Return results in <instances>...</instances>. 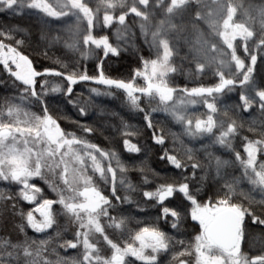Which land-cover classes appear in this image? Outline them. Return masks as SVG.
<instances>
[{
  "label": "snow or ice",
  "instance_id": "snow-or-ice-1",
  "mask_svg": "<svg viewBox=\"0 0 264 264\" xmlns=\"http://www.w3.org/2000/svg\"><path fill=\"white\" fill-rule=\"evenodd\" d=\"M0 12L34 15L45 48L61 39L48 40L46 30L63 25L71 41L64 44L68 52L82 60L95 55L91 70L67 53L71 65L61 58L45 65L39 60L51 59L45 48L36 46L34 56L21 50L29 40L26 29H0V71L7 74L0 86L13 93L0 95V182L7 185L0 188V204L21 221L5 220L2 227L24 237L16 242L0 238V264H264V0H96L94 7L90 0H0ZM135 21L155 58L141 57V67L130 69L126 78L113 76L109 61L127 50L121 41L135 35ZM200 24L207 25L208 36ZM113 28L115 44L100 34ZM185 36L191 37L184 41L190 47L181 60L190 65L193 87L170 83L171 74L184 72L173 60ZM209 74L212 79H204ZM84 85H95L87 89L88 100L75 91ZM117 92L130 118L141 121L132 124L112 113L119 125H109L116 134L111 142L119 139L120 151L92 143L86 137L97 129L81 123L90 119L93 95L119 99ZM233 93V102L224 103ZM61 105L75 110L77 118L68 126L76 131L62 127ZM197 105L206 111L195 114ZM161 112L182 133L158 128L154 118ZM254 112L261 119H251L247 131L259 138L243 135L241 116ZM145 130L151 143H134L132 138ZM181 135L207 137L211 143L188 147ZM216 146L232 158L210 151ZM153 147L163 175L143 160L137 167L136 160ZM200 152L207 165L197 159ZM121 153L132 154L127 155L131 165ZM232 167L240 169L239 176L228 171ZM130 172L139 174L137 182ZM121 189H139L143 202L158 212L156 220L169 230L152 224L133 233L123 205L140 202L119 194ZM189 218L196 226L191 242L183 238L190 235L184 229ZM253 227L261 233L254 235ZM29 228L44 238L28 236ZM110 231L127 238L118 243ZM103 246L110 256L102 254ZM59 249L78 255L61 256Z\"/></svg>",
  "mask_w": 264,
  "mask_h": 264
},
{
  "label": "trees",
  "instance_id": "trees-1",
  "mask_svg": "<svg viewBox=\"0 0 264 264\" xmlns=\"http://www.w3.org/2000/svg\"><path fill=\"white\" fill-rule=\"evenodd\" d=\"M94 1L96 0H90L91 6H95ZM247 2V0H245ZM259 3V2H258ZM187 23V19L184 21ZM69 23H73L72 21H69ZM130 23H133L130 21ZM137 26L133 28V31L135 33L134 36L127 38L126 41H121V47L126 48L127 50L122 53V56L120 59H113L109 61V68H110V74L113 76H119L121 78H126L127 74L130 69H135L137 67H141L140 64V59L141 57L145 59H154L155 58V52L154 50H150L144 43L143 37L141 36L139 29H138V24L139 21L134 22ZM19 26L22 29H26L29 35V40L28 44L22 48L21 50L24 51L25 55H36L34 48L36 46H39L40 48H45V41H41L40 39V29L38 27V21L34 15L26 14L23 16L20 15H13L11 13H5V12H0V29H3L5 26L12 27V26ZM199 27L205 34V36H208L210 34L209 29L206 24H200ZM59 29V30H58ZM47 31V38L48 40H51L53 36H59L61 39L53 44H51L48 48H45V50L48 51V55L51 59L45 60L43 57H39L40 62L44 63L45 65L53 63L57 58H61L64 60L65 63H68L71 65V60L67 59L64 56V53H67L69 56H75L77 60L81 64L86 65L89 70L93 67L95 63V55L90 57L89 59L82 60L78 56V54L70 53L68 52L67 49H65L64 44L65 41L71 42L70 37L66 31H64V26L63 25H52L50 29L46 30ZM100 34H107L109 35L110 39L112 42L115 44L116 43V37H115V28L111 30H106L104 32H101ZM22 38L20 35H17V39ZM191 37H181V43L179 45L180 47V53L179 57H176L173 60V65L176 66L177 68L183 67L184 72L183 73H176V74H171L170 78V83H173V86H185L187 85L188 87H193L196 86L194 83H192V77L188 75L190 65L187 63H184L181 60V57H184L187 55L188 49L190 45L184 43L186 39H189ZM5 42H10V41H5ZM219 43V41H216ZM133 45H135L136 48L139 49V51H135L133 49ZM100 53L97 52L96 55H99ZM34 63L37 62V60L33 61ZM259 60H258V69H259ZM2 68V66H0ZM0 79L7 80V74L0 71ZM199 79V78H197ZM204 79H212L211 75L204 77ZM59 81H52V83H57ZM11 81H9V84ZM138 84H143L142 79L137 80ZM89 87H95V85H84L83 87H77L75 91L77 93L82 94L83 100H88L90 98V93L87 91ZM13 94L9 91H5L4 86H0V95H9ZM116 96L120 97L119 99H113L109 97H101V98H96L94 95L91 97L93 100V104L88 107V111L90 114V119L87 121L82 120L81 123H88L90 125H94L95 128L97 129L95 135L92 136H87L86 138L90 140L92 143L99 144L101 148L108 149V148H114L116 151H120V143L119 139H117L115 142H111V137L116 135L113 132V129L109 127V125H119V119L117 117H114L112 115L113 112L119 113L120 117H123V119L129 123L132 124H140L141 121L139 117L136 118H130V113L129 109L125 107V105L122 103L123 97L120 96V93L117 92ZM231 98L225 97L224 98V103H232L233 100L235 99V93L230 94ZM155 106V104H153ZM61 109H63L60 112V117L64 122L62 123V127H66L68 131H76L75 128L69 127L68 126V120H75L77 117L73 114L74 109L69 106H64L61 105ZM192 111L195 112V114L200 115L206 111V109L201 106L197 105L195 109ZM67 117L68 119H64V117ZM131 116H135L134 113L131 114ZM261 119L260 114L258 112L254 113H244L241 116V119L245 122L244 127L245 131L243 135H248L250 138H259L256 136L255 133H249L247 131V128L249 127V121L251 119ZM158 122V123H157ZM154 123H157L158 128L163 127L165 128L166 131H170L173 133H182V128L179 124H177L174 120H172L168 114L166 113H157L155 114L154 118ZM80 135V133H77ZM218 134V133H217ZM150 133L145 130L144 135L140 137L139 139L133 137V142L134 143H145L148 142L149 144L151 143L148 140V136ZM107 138V139H106ZM180 139L183 140L184 144L188 147H194V148H199L201 144H210L211 140L207 137L200 138L198 140H192L191 138H188L186 136L181 135ZM170 148L173 147V144L171 143V140H169V145ZM177 149H179L180 145L177 143L175 145ZM237 150H241L239 147ZM210 151L214 152L215 155L222 157L223 159H231V154L226 152L223 149H220L218 146L213 147L210 149ZM157 152L158 149L153 147L147 154L146 157H139L136 160L137 167L142 166L140 164V160H143L145 164L149 165L152 169L161 172V175L164 173L161 171L164 166L160 164L157 160ZM242 155H244L243 152H241ZM127 155H132V154H127ZM127 155L124 153H121V159L125 161L126 164L131 165L132 161L127 159ZM197 159H199L202 163L208 164L209 161L205 158V154L203 152H200L197 154ZM228 171L236 176L240 175V169L238 167H232L229 168ZM129 178L133 180V182H137L138 180V173H133L130 172ZM96 179V178H94ZM99 183V181L97 180ZM43 186V184H41ZM103 187V185H101ZM7 185H0V188H5ZM242 187H246V185H242ZM207 190V189H206ZM107 194V191H106ZM121 195H129L132 197V200L139 201V205L137 203L133 204H127L125 203L123 205L125 209V215H130L132 217L130 224L128 225L129 229L134 233L135 231H138L139 228H142L146 225H152L155 224V226L160 227L162 230L168 231V224H165L163 221H157L156 217L158 216V212L154 207H152L149 204H145L142 200V197L140 195L139 189H137L134 192H125L124 189L120 190ZM208 195L210 196L211 193L209 192ZM207 196L204 197V200L206 202ZM20 207L24 208L25 211L30 210L29 207H27L25 204L21 203ZM143 208L144 211H140L139 209ZM115 215V214H114ZM5 220H11L14 224H20L21 221L18 216L13 217L10 215V209L5 208L2 204H0V238L3 237H9L13 242H16L17 240H22L24 237L22 234H20L18 231L13 230L11 227H9L7 230H5L2 225L5 222ZM171 221H169L170 224ZM184 229L190 234L188 236L183 237L187 241L191 242L192 237L196 234V226L195 222L191 221L190 218L186 221L184 225ZM252 233L255 234H260L261 230L258 228L253 227L252 228ZM27 235L37 238V239H43V234H38L33 232L30 228L26 229ZM111 236H113L114 239H117L119 243H123V240L126 239L127 237H119L118 233H112L110 231L109 233ZM171 235H175V232H170ZM66 239H70V235L65 236ZM178 239L181 237H177ZM62 243V241H61ZM246 245H247V240H246ZM55 244H53V247ZM245 250H247V246H245ZM60 255L61 256H75L78 255L76 250L72 249H59ZM110 249L106 250L107 255L109 254ZM50 259H54L53 256H49ZM136 264H139L136 262Z\"/></svg>",
  "mask_w": 264,
  "mask_h": 264
},
{
  "label": "rangeland",
  "instance_id": "rangeland-1",
  "mask_svg": "<svg viewBox=\"0 0 264 264\" xmlns=\"http://www.w3.org/2000/svg\"><path fill=\"white\" fill-rule=\"evenodd\" d=\"M254 2H256V3H258V2H260V0H254ZM96 3V1H94V4ZM7 41V40H6ZM6 185L4 182H0V185ZM204 191H206V187L204 188V189H202V192H201V195L203 196L204 195ZM39 218V217H38ZM60 223L62 224V225H65L66 224V221H64V220H61L60 221ZM70 238H71V236H70ZM118 242V241H117ZM119 243V242H118ZM107 249H109L107 246H103L102 247V254L103 255H105V256H110L111 255V250H110V252H109V254L107 255V253H106V250Z\"/></svg>",
  "mask_w": 264,
  "mask_h": 264
},
{
  "label": "flooded vegetation",
  "instance_id": "flooded-vegetation-1",
  "mask_svg": "<svg viewBox=\"0 0 264 264\" xmlns=\"http://www.w3.org/2000/svg\"><path fill=\"white\" fill-rule=\"evenodd\" d=\"M133 259H134V258H133ZM137 263H139V264H140V262H138V261H137Z\"/></svg>",
  "mask_w": 264,
  "mask_h": 264
}]
</instances>
